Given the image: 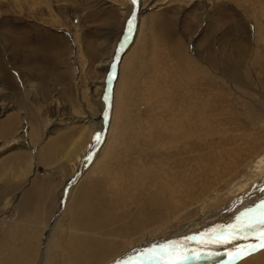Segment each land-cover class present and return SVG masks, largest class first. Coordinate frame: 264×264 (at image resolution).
Here are the masks:
<instances>
[{
    "label": "rangeland",
    "instance_id": "rangeland-1",
    "mask_svg": "<svg viewBox=\"0 0 264 264\" xmlns=\"http://www.w3.org/2000/svg\"><path fill=\"white\" fill-rule=\"evenodd\" d=\"M263 198L264 0H0L2 259L237 249Z\"/></svg>",
    "mask_w": 264,
    "mask_h": 264
},
{
    "label": "bare ground",
    "instance_id": "bare-ground-1",
    "mask_svg": "<svg viewBox=\"0 0 264 264\" xmlns=\"http://www.w3.org/2000/svg\"><path fill=\"white\" fill-rule=\"evenodd\" d=\"M264 199V198H263ZM262 200V199H261ZM260 200V201H261ZM264 201V200H263ZM254 202V201H253ZM261 203H259L258 205H260ZM255 206V205H254ZM258 207H260V206H258ZM256 209H257V207H256ZM216 213V212H215ZM263 213V212H262ZM251 216V215H250ZM245 224H247V222L245 223ZM242 226V225H241ZM226 227V226H225ZM257 227H259V226H257ZM235 231H237L238 232V234L236 235L235 233V238H236V240H237V242L239 243V244H237V245H239V246H235V247H237V249H233V248H231V243L230 244H225V245H223L222 246V248L221 249H219V248H215V246H212V245H201L202 247H201V249H195V248H192V247H188V249L189 250H184L185 252H188L189 251V253L190 254H192V255H187V259H185V260H183V262H182V264H210V263H219V262H222L223 264L225 263V260H226V258L225 259H222L220 256H222V255H226V256H228L229 255V253H230V255L229 256H232V255H234L235 253H233L234 251H236V252H240L241 250H243V248H249V247H251V246H253L254 244H258V239L255 237V235H256V233H258L259 235H260V232H259V228H256V229H253V228H249V227H247V225H245V226H242V227H238L237 226V228H236V230ZM255 232L254 234L255 235H253V238L252 239H249L248 241H246L247 240V238H244V235H243V233L244 232ZM236 232V233H237ZM227 233V232H226ZM234 234H232V235H234ZM214 235V234H213ZM221 235H222V233H221ZM231 235V234H230ZM250 235V234H249ZM252 236V235H251ZM242 237V238H241ZM227 238V237H226ZM234 238V239H235ZM239 238H241V240L243 241H245V242H243V243H241L240 244V242H239ZM9 239V238H8ZM7 239V240H8ZM196 240H198L199 241V239H196ZM195 240V241H196ZM229 240V239H228ZM201 241V240H200ZM3 241H1V243H0V254H2L3 252H5V249H4V247H5V244L6 243H2ZM10 242V241H9ZM14 243V242H13ZM209 244V243H208ZM213 244V243H212ZM10 245V244H9ZM7 246H8V244H7ZM11 246H13V244L12 245H10V248L12 249V247ZM210 246V247H209ZM234 247V248H235ZM8 248V247H7ZM24 248H25V243H24ZM27 248H28V246H27ZM167 249V248H169V247H167V246H165L164 247V249ZM180 248H187V247H184V245H182V246H180ZM13 249H14V247H13ZM225 249H227V250H225ZM34 250V252H35V249H34V247H32V246H30V248H29V250H28V252H27V254L28 253H30L31 251H33ZM159 250V249H158ZM157 250V251H158ZM221 250V251H220ZM222 250H225V251H222ZM25 251H27V249L25 250ZM172 252H174V251H176L175 249L174 250H171ZM182 251V250H181ZM220 251V252H219ZM34 252H32L31 254H29V255H27V256H25V259H26V261L28 262V264H32L33 263V261H35V260H33L34 259ZM160 251H158V253H159ZM215 252H217L216 254H215ZM16 253V252H15ZM157 252H156V254H158ZM155 254V255H156ZM160 254V253H159ZM158 254V255H159ZM168 254H169V252H168ZM185 254V253H184ZM195 254V255H194ZM219 254H221V255H219ZM21 255V254H20ZM157 255V256H158ZM172 255H173V253H172ZM171 255V256H172ZM162 256V255H161ZM228 256V257H229ZM16 257H18V256H15L14 254H9L5 259H2L1 257H0V264H12V262H15V261H18L17 263H14V264H25V263H22V261L20 262V260H23V259H21V257H18V258H16ZM23 257V256H22ZM166 256H162V257H156V256H154V257H152V258H150V260L154 263V264H164V261H163V259L165 258ZM198 257V258H197ZM16 258V259H15ZM158 258H162V259H158ZM168 258H169V256H168ZM233 258V257H232ZM24 259V260H25ZM229 259H231V257H229ZM24 262V261H23ZM41 262V261H40ZM151 262V263H152ZM252 263V262H251ZM257 263H259V262H257ZM145 264H147V263H145ZM253 264V263H252Z\"/></svg>",
    "mask_w": 264,
    "mask_h": 264
},
{
    "label": "snow or ice",
    "instance_id": "snow-or-ice-1",
    "mask_svg": "<svg viewBox=\"0 0 264 264\" xmlns=\"http://www.w3.org/2000/svg\"><path fill=\"white\" fill-rule=\"evenodd\" d=\"M139 2V0H132V3L135 5ZM131 30V21H129V31ZM97 141H99V137H95ZM261 206H264V201L261 202ZM259 226L260 236L258 239V244H254L252 247L247 249V254L251 255L252 253L259 251L260 249H264V214H261L260 217L254 218L247 227L256 229ZM187 239H191L190 237ZM211 239V236L209 237ZM220 243H227V240H219ZM176 242H172L167 249H161V253L163 256H167L168 252L173 249ZM195 255V254H194ZM239 252L235 253L233 258L239 256ZM198 258V257H197ZM241 259L243 256L240 257ZM187 259V256L183 254L182 251H178L172 258L165 259L164 264H182L183 260Z\"/></svg>",
    "mask_w": 264,
    "mask_h": 264
}]
</instances>
